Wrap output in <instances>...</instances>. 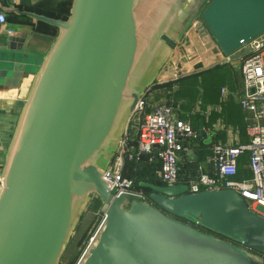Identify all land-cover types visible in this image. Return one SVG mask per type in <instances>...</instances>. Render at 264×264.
Returning a JSON list of instances; mask_svg holds the SVG:
<instances>
[{
  "label": "water",
  "instance_id": "1",
  "mask_svg": "<svg viewBox=\"0 0 264 264\" xmlns=\"http://www.w3.org/2000/svg\"><path fill=\"white\" fill-rule=\"evenodd\" d=\"M71 2L66 21L7 10L57 36L5 157L0 264H61L95 200L104 220L78 264H262L264 219L233 191L141 184L152 193L137 201L113 195L105 174L140 100L184 37L192 49L217 46L239 60L250 52L244 45L264 34V0ZM0 45V77L16 85L25 66L12 52L22 46L14 37ZM203 129L201 120L200 137Z\"/></svg>",
  "mask_w": 264,
  "mask_h": 264
},
{
  "label": "built area",
  "instance_id": "2",
  "mask_svg": "<svg viewBox=\"0 0 264 264\" xmlns=\"http://www.w3.org/2000/svg\"><path fill=\"white\" fill-rule=\"evenodd\" d=\"M6 24V16L2 13L0 25ZM248 47L250 52L239 59L240 64L237 67L242 77L239 105L247 116L246 142L240 141L237 129L219 125L216 129L227 133V142L213 145L210 155L205 159L206 169L201 166L198 178L190 180L186 186L188 194L231 190L244 200L249 211L264 219V34L249 41L241 50ZM190 59L195 60L194 57ZM190 63L176 67L171 71L173 74L165 68L163 70L171 74L170 77H173L171 80L176 81L179 76L190 73L191 70L187 67L191 66ZM160 79L161 75L157 80ZM150 96L149 89L140 100L129 128L106 171L105 179L110 184V192L116 197L126 196L137 201L149 200L143 190L135 188L133 181L123 176L125 162L141 156H149L150 162H160L157 176L163 184L182 185L179 183L182 154L190 155L193 143L199 137L191 122L179 118L177 109L170 103L151 105V111L147 112ZM228 96V91L222 88L218 109L226 103ZM197 111L194 110L193 114ZM203 114L208 118L210 110ZM132 131L136 133V148L131 145ZM240 168L247 171L249 176L240 178ZM1 189L0 177V192ZM101 215L104 220V215ZM100 226L90 238L77 264L94 240Z\"/></svg>",
  "mask_w": 264,
  "mask_h": 264
},
{
  "label": "crops",
  "instance_id": "3",
  "mask_svg": "<svg viewBox=\"0 0 264 264\" xmlns=\"http://www.w3.org/2000/svg\"><path fill=\"white\" fill-rule=\"evenodd\" d=\"M48 1L60 2L61 0H0V14L3 13L6 16L7 22L4 26L0 25V42L6 37L17 38L22 49L20 48V53H16V51H13L12 53L16 54L19 59L18 61L25 66V74L16 85L7 83V79L5 80L0 77V177L8 148L14 135L20 114L27 101L35 74L55 41L56 35L54 36V32L57 33L56 29L52 27L47 26L46 28L40 25L36 26L32 20L9 13L7 10L9 6H14L21 11L30 12L31 8L45 4ZM185 37H187V35ZM193 49L197 54H191L193 55L192 57L195 58V61L190 63L191 66H187L191 70L190 73L179 76V79L175 81L171 80L173 77H170L171 74L168 73L171 71L164 72V70H162L160 75L161 77L164 76V78L159 81L157 80L158 83L155 82L150 88L151 96L147 112L151 111V105L170 103L177 109L179 118L191 122L193 128L198 132V136L200 121L204 120L203 130L206 132V136H199L194 141L193 147H198L201 142L204 144V140L210 137L212 143L206 145L211 147L209 151L210 153L213 145L227 142V133L223 130L216 129L219 125H223L226 128L237 129L240 133V141L246 142L245 126L247 116L241 110L238 100L242 87V77L240 72H234L237 69L228 65V61H230L229 57L225 56L217 46H214L209 50L205 49L202 52L198 50V47H194ZM180 54H183L180 48L179 52L175 50L168 63L173 60V57H177L176 67L179 68L180 66L185 65L179 62L182 59ZM168 63L164 68L167 67ZM195 64L196 67H194ZM216 66H222L223 69L213 74V71L211 70ZM171 73L173 74V72ZM216 74L220 75L222 80H219V85L217 84V87L220 88L215 92L213 91V75ZM197 76L198 78L194 80V88L190 89L189 85L192 78ZM222 88H225L228 91L229 96L226 103L221 105L218 109L220 89ZM194 110L195 112L196 110L199 112L197 111L196 114H193ZM206 110H210L208 118L206 116L204 117L203 114ZM132 133H134L136 137V133L134 131H132ZM199 139L200 142L196 143ZM190 155H188L190 159L196 158V156ZM205 159L203 160L202 167H205L206 169L204 164ZM248 176L249 173L240 168L239 177L242 178ZM84 215L82 216L81 221Z\"/></svg>",
  "mask_w": 264,
  "mask_h": 264
},
{
  "label": "trees",
  "instance_id": "4",
  "mask_svg": "<svg viewBox=\"0 0 264 264\" xmlns=\"http://www.w3.org/2000/svg\"><path fill=\"white\" fill-rule=\"evenodd\" d=\"M71 0H61L60 2L48 1L45 4L38 5L37 7L31 8L30 12L42 15L48 18L55 20L66 21L70 15L71 9ZM38 25L44 26L47 28L48 25L39 23ZM50 27V26H48ZM55 29V28H54ZM47 31V30H46ZM57 31V29H56ZM54 32V36H57V33ZM222 66H216L213 68V74L221 71ZM197 77L192 78L190 83V89L194 88V80ZM219 80H222L220 75H213V91L216 92L219 84ZM218 84V85H217ZM221 90V89H220ZM132 142L131 145L137 147V138L134 133H131ZM200 139L196 141L199 143ZM210 146L204 145L202 142L198 147H193L192 153L196 156L195 159H190L185 154H182V162L179 165V183L182 185H187L190 180H196L200 174V168L202 166L203 160L207 155H209ZM160 169L159 161L150 162L149 156H141L135 158L134 160H127L125 162L123 176L127 179L133 181L135 188L143 190L146 195L150 198L152 191L141 187V184H151L156 186H164L165 184L158 178L157 172ZM98 204V202H97ZM99 206V204H98Z\"/></svg>",
  "mask_w": 264,
  "mask_h": 264
},
{
  "label": "rangeland",
  "instance_id": "5",
  "mask_svg": "<svg viewBox=\"0 0 264 264\" xmlns=\"http://www.w3.org/2000/svg\"><path fill=\"white\" fill-rule=\"evenodd\" d=\"M206 7V6H205ZM204 7V9H205ZM203 9V10H204ZM202 12L199 11V18L201 17ZM191 38L184 37V39L182 40V42L180 43V45H178V49L180 48L181 52H183L182 59L181 62L182 64H189L190 62H194L190 59V57H192L193 54H197L196 52L193 51V49L191 48V44H190ZM180 57V56H179ZM177 58V57H176ZM175 57H173L170 61V63H168L167 67L165 68L168 71H173L174 69H176V59ZM179 59V58H178ZM163 60V58L160 60V62ZM223 62V61H220ZM159 64V63H158ZM158 64L153 67V71L148 73V83L155 77L156 75V71L158 69ZM240 64L239 60L236 61H228V65L229 66H233L235 69L234 72L239 73L238 71V67ZM196 67V66H194ZM234 70V69H233ZM164 78L161 77V79ZM190 156H193V153H191ZM87 212L85 213L82 221H81V225L79 227V230L76 232V234L74 235V237L71 240L70 245L68 246L67 251L65 252L61 264H77L81 254L83 253L87 243L89 242L90 238L93 236V234L96 232V230L98 229V227L100 226V224L103 221V217L100 214V205L98 206L97 201H93L92 205L90 206L89 201L87 202Z\"/></svg>",
  "mask_w": 264,
  "mask_h": 264
}]
</instances>
